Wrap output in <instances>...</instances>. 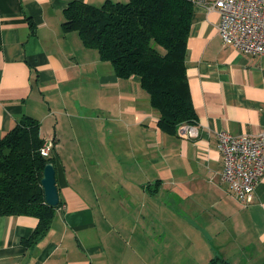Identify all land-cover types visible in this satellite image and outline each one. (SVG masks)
<instances>
[{
    "label": "crops",
    "instance_id": "1",
    "mask_svg": "<svg viewBox=\"0 0 264 264\" xmlns=\"http://www.w3.org/2000/svg\"><path fill=\"white\" fill-rule=\"evenodd\" d=\"M0 0V138L41 123L62 205L38 244L0 216V264H264V176L251 203L223 180L218 134L264 132V58L225 45L195 2L186 68L196 139L164 131L139 78L121 79L64 29L75 2ZM118 1V0H112Z\"/></svg>",
    "mask_w": 264,
    "mask_h": 264
},
{
    "label": "trees",
    "instance_id": "2",
    "mask_svg": "<svg viewBox=\"0 0 264 264\" xmlns=\"http://www.w3.org/2000/svg\"><path fill=\"white\" fill-rule=\"evenodd\" d=\"M194 0H107L100 6L75 2L65 13L64 29L113 65L121 79L137 77L160 114L164 131L177 133L182 123H195L187 82L186 54ZM39 120L23 118L0 138V216L39 219L27 245L41 242L56 216L46 203L44 157ZM56 166V164H55ZM231 264L215 257L210 264Z\"/></svg>",
    "mask_w": 264,
    "mask_h": 264
},
{
    "label": "built area",
    "instance_id": "3",
    "mask_svg": "<svg viewBox=\"0 0 264 264\" xmlns=\"http://www.w3.org/2000/svg\"><path fill=\"white\" fill-rule=\"evenodd\" d=\"M207 12H218L219 33L225 45L264 58V0H195ZM178 133L185 139H196L200 128L182 123ZM219 149L224 157L223 180L234 195L249 204L264 176V132L259 135L232 136L218 134ZM54 144L46 142L41 149L44 157L52 154Z\"/></svg>",
    "mask_w": 264,
    "mask_h": 264
},
{
    "label": "water",
    "instance_id": "4",
    "mask_svg": "<svg viewBox=\"0 0 264 264\" xmlns=\"http://www.w3.org/2000/svg\"><path fill=\"white\" fill-rule=\"evenodd\" d=\"M42 186L45 192L46 203L52 207H57L61 202V197L57 186L56 166L52 162H49L45 167Z\"/></svg>",
    "mask_w": 264,
    "mask_h": 264
},
{
    "label": "rangeland",
    "instance_id": "5",
    "mask_svg": "<svg viewBox=\"0 0 264 264\" xmlns=\"http://www.w3.org/2000/svg\"><path fill=\"white\" fill-rule=\"evenodd\" d=\"M106 1H107V0H106ZM106 1H105V2H106ZM118 1H127V0H118ZM105 2H104V3H105ZM114 2H116V1H114ZM104 3H103V4H104ZM217 264H221V263H217Z\"/></svg>",
    "mask_w": 264,
    "mask_h": 264
}]
</instances>
